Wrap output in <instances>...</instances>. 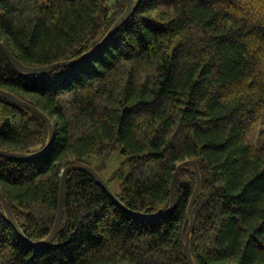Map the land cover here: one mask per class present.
<instances>
[{"label":"trees","instance_id":"1","mask_svg":"<svg viewBox=\"0 0 264 264\" xmlns=\"http://www.w3.org/2000/svg\"><path fill=\"white\" fill-rule=\"evenodd\" d=\"M127 2L0 0V42L26 67L73 61L100 43ZM0 90L53 129L45 154L0 156V192L30 243L52 231L62 170L87 167L88 156L119 152L108 178L94 170L126 209L158 215L128 214L91 174L72 170L44 246L18 236L0 201V264H188L193 164L201 178L194 263L264 264V0H138L110 41L75 67L18 72L0 50ZM47 142L39 116L0 98V150L31 155Z\"/></svg>","mask_w":264,"mask_h":264},{"label":"water","instance_id":"2","mask_svg":"<svg viewBox=\"0 0 264 264\" xmlns=\"http://www.w3.org/2000/svg\"><path fill=\"white\" fill-rule=\"evenodd\" d=\"M134 0H128L127 2V6L125 11L123 12V14L117 19V21L112 25V27L109 29V31L107 32V34L104 36V38L100 41V43L98 45H96L91 51H89L88 53H86L85 55H83L82 57H80L79 59L73 60V61H67V62H62V63H58V64H53V65H49L46 67H38V68H30V67H26L21 65L10 53V51L3 45L2 42H0V50L5 54L8 62L11 64V66L18 72H25V73H30V74H38V75H44L47 72H49L50 70L54 69L57 66H72L75 67L79 64H82L84 61H86L87 59H89L90 57H92L93 55H95L98 51H100L109 41L110 39L114 36V34L118 31V29L127 21V19L130 17V15L133 12L134 7L136 6V4L138 3V0L136 2V4H133ZM0 98L11 102L17 106H20L34 114H36L37 116H39L44 123L47 125L48 128V142L46 147L37 153L34 154H22V153H14V152H9V151H4V150H0V156L1 157H5V158H9V159H15V160H24V159H29L32 157H37L40 155L45 154L50 145H51V141H52V135H53V129H52V125L50 120L39 110H37L36 108H34L33 106L29 105L28 103L16 98L15 96L6 93L2 90H0ZM186 164V163H183ZM194 166V177H195V187L194 190L192 192L190 201H189V205H188V211H187V218L184 222V226L187 224L188 218L190 219V223L188 226V230L186 232V237H185V242L183 244V254L184 257L186 259V261L188 262V264H195L191 254H190V249H189V234L190 231L192 229V212H193V205H194V201L195 198L200 190L201 187V178H200V174L198 171V168L195 164H193ZM182 167V164L177 166L174 173L172 174L171 177V181H170V199H169V208H168V213L173 209L174 205H175V201H176V195H175V179L177 176V173L180 171ZM72 170H80L83 172H86L88 174H91L96 181L98 182V184L100 185V187L108 194V196L112 199V201L119 206L120 208H122L124 211H126L128 214L135 216V217H139V218H144V219H151V218H155L157 216H145V215H140L134 212H131L130 210L126 209L119 201L118 199L115 197V195L113 194V192L111 191V189L109 188V186L107 185V183L104 181V179L92 168L90 167H82V166H77V165H68L66 166L60 175V182H59V191H58V207H57V214H56V219H55V223L54 226L52 228V231L50 233V235L42 242L38 243V244H33L30 243L22 234V232L20 231L18 224L16 223L10 206L7 203V201L5 200L4 196L2 195V193L0 192V201L3 203L5 211L7 213V217L8 220L10 221L12 227L14 228L15 232L18 234V236H20V238L25 241L26 243H28L29 245L33 246V247H39V246H44L45 244L49 243L55 236L57 228L60 224L61 221V216H62V210L64 207V202H65V193H64V181H65V177L67 175L68 172L72 171ZM166 212V213H167Z\"/></svg>","mask_w":264,"mask_h":264},{"label":"rangeland","instance_id":"3","mask_svg":"<svg viewBox=\"0 0 264 264\" xmlns=\"http://www.w3.org/2000/svg\"><path fill=\"white\" fill-rule=\"evenodd\" d=\"M123 162V156L119 152L112 153L105 160H101L94 156H88L85 158L87 167L97 169L101 176L108 178L112 172L118 169L120 164ZM124 175L128 172V168L124 167ZM120 180H114L111 182L112 188L117 191Z\"/></svg>","mask_w":264,"mask_h":264}]
</instances>
